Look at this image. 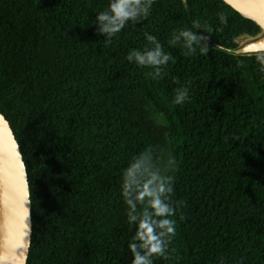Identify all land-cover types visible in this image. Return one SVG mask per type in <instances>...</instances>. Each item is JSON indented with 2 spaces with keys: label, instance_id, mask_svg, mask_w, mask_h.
I'll list each match as a JSON object with an SVG mask.
<instances>
[{
  "label": "trees",
  "instance_id": "1",
  "mask_svg": "<svg viewBox=\"0 0 264 264\" xmlns=\"http://www.w3.org/2000/svg\"><path fill=\"white\" fill-rule=\"evenodd\" d=\"M108 3L0 0V113L27 172L26 264H130L127 216L145 204L124 202L123 173L142 155L145 176L157 172L166 149L175 235L153 264H264V51L236 53L262 29L223 0H151L109 38L95 25ZM183 29L207 38L205 54L170 43ZM146 33L170 56L156 79L126 60L151 47ZM181 88L188 99L173 104Z\"/></svg>",
  "mask_w": 264,
  "mask_h": 264
},
{
  "label": "clouds",
  "instance_id": "2",
  "mask_svg": "<svg viewBox=\"0 0 264 264\" xmlns=\"http://www.w3.org/2000/svg\"><path fill=\"white\" fill-rule=\"evenodd\" d=\"M151 0H109L107 9L95 15L96 31L109 38L123 29L126 21L137 22L139 18L146 17ZM220 22H224L221 16ZM199 27V25H194ZM145 39L151 47L146 46L143 51L131 50L126 60L135 62L138 66L152 68L154 79L160 75L161 66L170 60L169 54L162 50L161 44L152 35L145 34ZM180 39L187 53H193L199 47L201 54L207 52V38L197 32L183 29L172 36L170 43H176ZM258 64L264 65V55L256 57ZM264 72V67L259 69ZM188 99L186 88L179 89L172 99L173 104H182ZM147 155L129 165L122 177V194L125 203L131 209H135L132 200L127 197L134 193L136 201L144 202L145 209H141L139 219L137 215L127 216L129 223H136V231L127 244L131 254L130 264H153L151 257L167 258V247L171 238L175 235V221L169 219L173 215V208L161 197L162 194L171 192V188L165 186V180L155 170L145 176ZM135 240L139 243H132ZM139 249V251H138ZM220 264H224L221 260Z\"/></svg>",
  "mask_w": 264,
  "mask_h": 264
},
{
  "label": "water",
  "instance_id": "3",
  "mask_svg": "<svg viewBox=\"0 0 264 264\" xmlns=\"http://www.w3.org/2000/svg\"><path fill=\"white\" fill-rule=\"evenodd\" d=\"M223 1L263 31L236 53L264 51V0ZM31 226L26 167L13 131L0 113V264H26Z\"/></svg>",
  "mask_w": 264,
  "mask_h": 264
},
{
  "label": "rangeland",
  "instance_id": "4",
  "mask_svg": "<svg viewBox=\"0 0 264 264\" xmlns=\"http://www.w3.org/2000/svg\"><path fill=\"white\" fill-rule=\"evenodd\" d=\"M170 160H171V154L169 152V150H164L163 154H162V157L160 159V162L157 166V172L159 173V175L161 177L164 176L168 166H169V163H170Z\"/></svg>",
  "mask_w": 264,
  "mask_h": 264
}]
</instances>
